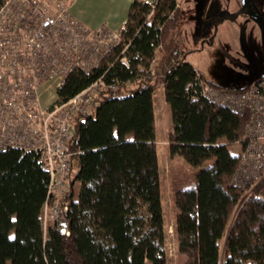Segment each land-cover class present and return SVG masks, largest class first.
Returning <instances> with one entry per match:
<instances>
[{"label": "trees", "instance_id": "16d2710c", "mask_svg": "<svg viewBox=\"0 0 264 264\" xmlns=\"http://www.w3.org/2000/svg\"><path fill=\"white\" fill-rule=\"evenodd\" d=\"M173 5L174 0H134L121 41L97 67L72 70L55 87L56 100L63 101L100 77L116 84L99 91L94 110L72 120V173L61 199L68 205V235L52 223L43 225L48 175L36 156L0 151V264H166L154 111L161 85L172 119L169 156L191 168L207 164L188 181L181 178L172 193L183 264H264V174L243 187L232 183L240 153L230 147L244 144L251 114L188 87L197 70L186 60L185 10ZM245 11L246 4L213 19L233 21ZM206 81L232 92L252 84L234 88ZM186 181L193 183L180 187Z\"/></svg>", "mask_w": 264, "mask_h": 264}, {"label": "built area", "instance_id": "2783aa9c", "mask_svg": "<svg viewBox=\"0 0 264 264\" xmlns=\"http://www.w3.org/2000/svg\"><path fill=\"white\" fill-rule=\"evenodd\" d=\"M72 0H1L0 4V151L17 149L36 156L48 175L43 225L65 224L68 205L61 201L71 180L69 141L72 120L97 106L99 91L115 88L102 77L73 97L42 105L41 88L55 87L75 69L89 72L121 41V31L91 29L70 13ZM185 0H174L181 8ZM125 61V59L123 58ZM50 86V87H51ZM196 94L239 113L249 111L232 183L243 187L264 174V77L243 92L210 85L199 72ZM65 234L69 232L65 229Z\"/></svg>", "mask_w": 264, "mask_h": 264}, {"label": "rangeland", "instance_id": "374dc122", "mask_svg": "<svg viewBox=\"0 0 264 264\" xmlns=\"http://www.w3.org/2000/svg\"><path fill=\"white\" fill-rule=\"evenodd\" d=\"M242 2L243 0H188L185 6L184 3L181 5L182 10L185 7L182 26L188 33L185 44L189 53L186 60L202 74L203 79L220 87L242 88L264 77L263 23L260 24L257 19L264 14V0H247L254 17L238 16L236 20H227L223 24L214 20L207 21L208 17L216 16L221 11V14L224 11H235ZM193 36L198 37L195 43ZM50 86L46 85L40 90L43 107L56 99L54 85ZM154 111L157 155L162 178L166 264H183L184 256L177 252L173 230L175 209L172 193L174 185L183 184L180 182L181 178L188 181L189 175L198 172L207 164L201 168H191L181 157L169 156L166 143L172 129V119L170 107L163 97L162 85L154 93ZM230 151L232 154H239V145H232ZM187 181L180 187L193 183L189 181V184ZM77 187L78 184H75L74 190Z\"/></svg>", "mask_w": 264, "mask_h": 264}, {"label": "crops", "instance_id": "0c3cea01", "mask_svg": "<svg viewBox=\"0 0 264 264\" xmlns=\"http://www.w3.org/2000/svg\"><path fill=\"white\" fill-rule=\"evenodd\" d=\"M133 1L134 0H72L70 4V13L74 18L91 29L105 26L112 31H121L126 22L128 8ZM139 1L152 3L155 0ZM187 3L188 0H185L184 6ZM216 16L208 17L207 21L214 20L213 18ZM53 88H55V86H53Z\"/></svg>", "mask_w": 264, "mask_h": 264}, {"label": "flooded vegetation", "instance_id": "af4514ba", "mask_svg": "<svg viewBox=\"0 0 264 264\" xmlns=\"http://www.w3.org/2000/svg\"><path fill=\"white\" fill-rule=\"evenodd\" d=\"M247 3H248L247 0H243L242 5L240 7H238V9H236L235 11H233V12L232 11H228V12L224 11V12L225 13H229V14H234V13L238 12L246 4V8H247L248 11H245V13H247L245 15L246 16H250L251 15V17H252L253 16L252 15L253 14V9H252L251 5H248ZM239 16H243V15H239ZM263 17H264V14H263L262 17H257V19L260 21V24L263 23V22H261V18H263ZM262 26H263V24H262ZM262 33H263V27H262Z\"/></svg>", "mask_w": 264, "mask_h": 264}, {"label": "water", "instance_id": "95a60500", "mask_svg": "<svg viewBox=\"0 0 264 264\" xmlns=\"http://www.w3.org/2000/svg\"><path fill=\"white\" fill-rule=\"evenodd\" d=\"M262 36H264V20H263V33ZM66 224H63V227L61 229V232L63 233L65 231Z\"/></svg>", "mask_w": 264, "mask_h": 264}]
</instances>
